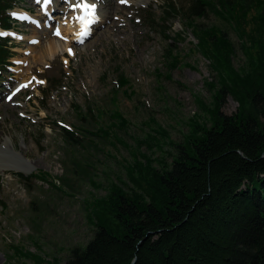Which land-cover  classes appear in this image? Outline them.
I'll return each instance as SVG.
<instances>
[{"label": "rangeland", "instance_id": "1", "mask_svg": "<svg viewBox=\"0 0 264 264\" xmlns=\"http://www.w3.org/2000/svg\"><path fill=\"white\" fill-rule=\"evenodd\" d=\"M34 1L13 9L18 21L4 37L13 57L0 67V264H64L92 239L98 203L112 188L142 194L138 163L169 167L192 130L211 127L212 111L232 117L246 110L249 88L240 80L264 76L254 69L264 32L252 22L264 16L263 3L246 8L242 34L236 20L224 19L223 3L209 0L218 14L206 10L191 23L226 39L217 53L211 41L200 46L184 19L190 0H171L180 16L164 33L147 14L157 20L168 0H103L98 11L108 18H95L96 28L90 21L92 36L80 41L65 12L75 14L80 2L86 12L89 0H58L54 9ZM51 38L73 55L40 61L28 52ZM55 81L56 90L49 86ZM62 128L73 130L78 143Z\"/></svg>", "mask_w": 264, "mask_h": 264}, {"label": "trees", "instance_id": "2", "mask_svg": "<svg viewBox=\"0 0 264 264\" xmlns=\"http://www.w3.org/2000/svg\"><path fill=\"white\" fill-rule=\"evenodd\" d=\"M20 1L0 0L1 30L14 28L7 12ZM213 1L223 3L224 19L236 20L242 34L246 8L264 5V0ZM206 10L218 14L209 0H190L184 19L200 36L199 45L211 44L218 53L227 46L226 39L191 23ZM178 15L176 4L168 0L160 18L147 14V19L164 33L169 19ZM252 22L263 34L264 16L257 15ZM7 44L8 39L0 38L3 68L13 56ZM262 50L254 62L260 72H264ZM220 57L222 62L225 58ZM240 82L249 88L244 95L246 110L232 117L212 111L211 127L195 126L184 145L177 147L171 165L161 171L150 161L138 163L144 175L142 194L112 188L98 203L92 239L84 248H74L64 264H264V76ZM49 86L56 90L61 83ZM61 130L66 139L78 143L73 130ZM19 177L28 180L33 175Z\"/></svg>", "mask_w": 264, "mask_h": 264}, {"label": "bare ground", "instance_id": "3", "mask_svg": "<svg viewBox=\"0 0 264 264\" xmlns=\"http://www.w3.org/2000/svg\"><path fill=\"white\" fill-rule=\"evenodd\" d=\"M44 0H40L41 3H44L43 2ZM58 0H51V4L48 5V8H50V6L52 7V9H54L55 7V4L54 3H57ZM90 2H86L85 5H87L88 7V10L89 13L86 14V12H81V7L79 8L80 4L82 2L79 3V5L76 7L78 8V10L76 11L75 14L73 13H70L69 11L68 12H65V14H70L69 16V19L67 21V24L69 23V27L71 28L72 24L74 25V32L75 33V40H77V33H80L82 32H85L86 33H90V31L92 32L89 24H90V21L92 22V25L91 27H98L97 25L104 19H107V15L105 13H102V12H99L98 11V8L100 9L101 7V3L103 0H97V5H95V0H89ZM143 1H148V0H143ZM85 3V2H84ZM72 4V3H70ZM44 6V5H42ZM84 7V6H83ZM82 7V9H83ZM75 7H71V9H74ZM17 11H14L12 12V14H15L17 15ZM109 13V12H108ZM14 15V16H15ZM21 16V15H19ZM107 17V18H106ZM95 18H99V23H97V25H94V23L96 22L95 21ZM71 19V20H70ZM80 19H82V23L80 24ZM89 20V21H88ZM71 22V23H70ZM89 22V23H88ZM94 25V26H93ZM12 30L10 31H3V30H0V36L2 37H5V36H12ZM80 35V34H79ZM92 36V34H91ZM40 39V38H39ZM78 41H80V37L78 39ZM83 46H86V43H84ZM40 49V50H39ZM31 52V53H35L37 52L38 55H39V60L42 61L43 59L46 60V59H52L55 55H58V54H68V55H73V51L69 49V47L67 45H64L62 42H60L59 40H56V39H53L51 38V40L49 41V43L45 46V48H29L28 49V52ZM27 52V50H26ZM71 52V54H69ZM8 141V140H7ZM8 143V142H7ZM5 146V144H4ZM3 146V147H4ZM2 147V148H3ZM9 147H11V144H9ZM6 148V147H5ZM8 148V147H7ZM14 151V150H13ZM12 151V152H13ZM15 152V151H14ZM13 170L14 171H17V172H22V173H26L24 169H21V168H17V167H13ZM0 171H2V169H0Z\"/></svg>", "mask_w": 264, "mask_h": 264}, {"label": "snow or ice", "instance_id": "4", "mask_svg": "<svg viewBox=\"0 0 264 264\" xmlns=\"http://www.w3.org/2000/svg\"><path fill=\"white\" fill-rule=\"evenodd\" d=\"M38 2H39V0H38ZM50 2H51V0H44V4H45V5H47V4L50 3ZM121 2L123 3L124 0H121ZM85 7H87V6H85ZM13 15H15V14H13ZM55 34L59 35V32L57 31ZM69 54H71V52H70Z\"/></svg>", "mask_w": 264, "mask_h": 264}]
</instances>
